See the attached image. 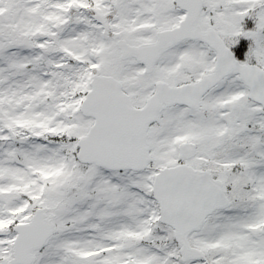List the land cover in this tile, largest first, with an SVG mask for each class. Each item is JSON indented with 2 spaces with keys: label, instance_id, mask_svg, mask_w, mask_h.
<instances>
[{
  "label": "snow or ice",
  "instance_id": "1",
  "mask_svg": "<svg viewBox=\"0 0 264 264\" xmlns=\"http://www.w3.org/2000/svg\"><path fill=\"white\" fill-rule=\"evenodd\" d=\"M0 264H264V0H0Z\"/></svg>",
  "mask_w": 264,
  "mask_h": 264
}]
</instances>
